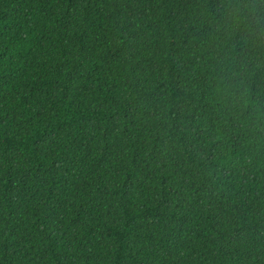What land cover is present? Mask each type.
<instances>
[{"label":"trees","instance_id":"trees-1","mask_svg":"<svg viewBox=\"0 0 264 264\" xmlns=\"http://www.w3.org/2000/svg\"><path fill=\"white\" fill-rule=\"evenodd\" d=\"M0 264H264V0H0Z\"/></svg>","mask_w":264,"mask_h":264}]
</instances>
